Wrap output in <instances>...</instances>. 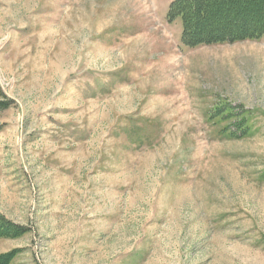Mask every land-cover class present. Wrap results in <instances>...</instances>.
<instances>
[{"label":"rangeland","instance_id":"374dc122","mask_svg":"<svg viewBox=\"0 0 264 264\" xmlns=\"http://www.w3.org/2000/svg\"><path fill=\"white\" fill-rule=\"evenodd\" d=\"M173 1L0 0L10 264H264V35Z\"/></svg>","mask_w":264,"mask_h":264},{"label":"trees","instance_id":"16d2710c","mask_svg":"<svg viewBox=\"0 0 264 264\" xmlns=\"http://www.w3.org/2000/svg\"><path fill=\"white\" fill-rule=\"evenodd\" d=\"M168 16L181 17L183 39L192 45L255 40L264 35V0H174ZM7 106L9 102L0 100V109ZM21 233L0 214V239ZM14 254H0V264H10Z\"/></svg>","mask_w":264,"mask_h":264}]
</instances>
